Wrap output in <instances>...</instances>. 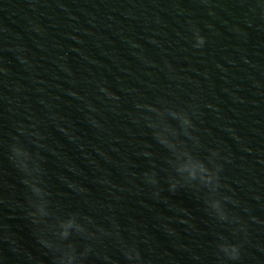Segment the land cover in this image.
<instances>
[{"label": "water", "instance_id": "95a60500", "mask_svg": "<svg viewBox=\"0 0 264 264\" xmlns=\"http://www.w3.org/2000/svg\"><path fill=\"white\" fill-rule=\"evenodd\" d=\"M0 264H264V0H0Z\"/></svg>", "mask_w": 264, "mask_h": 264}]
</instances>
